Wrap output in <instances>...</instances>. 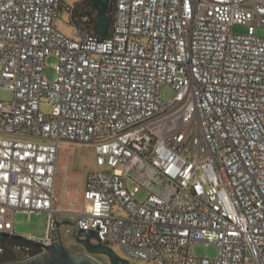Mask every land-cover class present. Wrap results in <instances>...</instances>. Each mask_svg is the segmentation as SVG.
I'll return each mask as SVG.
<instances>
[{
  "label": "built area",
  "instance_id": "built-area-1",
  "mask_svg": "<svg viewBox=\"0 0 264 264\" xmlns=\"http://www.w3.org/2000/svg\"><path fill=\"white\" fill-rule=\"evenodd\" d=\"M113 1L101 37L87 12L60 30L62 0H0V87L13 91L0 100V233L45 212L29 238L55 241L60 144H92L83 206L65 202L75 232L136 264H264V0Z\"/></svg>",
  "mask_w": 264,
  "mask_h": 264
},
{
  "label": "rangeland",
  "instance_id": "rangeland-1",
  "mask_svg": "<svg viewBox=\"0 0 264 264\" xmlns=\"http://www.w3.org/2000/svg\"><path fill=\"white\" fill-rule=\"evenodd\" d=\"M63 1V9L59 12L57 17V26L64 33L71 35L75 31V26L85 25V18L81 17V12L83 11L81 8L82 0H62ZM74 4L72 8H67L69 5ZM113 6V5H112ZM235 31H243L244 28L240 26H235L233 28ZM256 34L264 35V28L257 27L255 29ZM57 63V57L53 54L47 55L44 61V76L48 80H52L56 73L54 66ZM160 97L164 101H168L172 97V88L169 85H163L160 89ZM13 98V91L6 87H0V100L1 101H10ZM42 110H48V105L43 103L41 104ZM72 147L70 156L74 158L73 169L77 172L88 171L93 169L96 166L95 162V154L93 153L92 148L88 144H80V143H68ZM129 183V182H128ZM146 195V192H140L137 194V198L142 200ZM46 225H47V214L45 212L39 213H23L17 212L14 218V226L13 232L16 234L23 235L25 237L32 236L34 238H42L46 233ZM67 230L62 231V235L65 236L66 239L72 240L73 233L70 231L71 225H64ZM93 243L98 242L96 237L92 239ZM3 241V240H2ZM4 244V241H3ZM0 243V262H10L21 260L19 256H24L25 258L28 256L26 253H22L19 250L12 253H7L4 249V245ZM193 253L196 256H208L214 257L217 254V249L215 245L211 242H203L196 241L193 243ZM120 256L121 254L117 250L114 249ZM93 254V255H92ZM91 255L97 258L102 263L110 264L108 256L100 253H91ZM17 258V259H15ZM129 264H136V260L133 258H127Z\"/></svg>",
  "mask_w": 264,
  "mask_h": 264
},
{
  "label": "water",
  "instance_id": "water-1",
  "mask_svg": "<svg viewBox=\"0 0 264 264\" xmlns=\"http://www.w3.org/2000/svg\"><path fill=\"white\" fill-rule=\"evenodd\" d=\"M92 7L96 10L94 19V31L99 36L107 35L110 24V17L107 15L109 0H91ZM76 237L83 236L80 240L84 245L86 252H75L67 249L61 239L46 245L39 241L32 240L16 233H0L1 238H13L26 241L41 248V251L23 258L21 260L10 261L0 264H103L91 253H103L109 258L110 264H129L126 258L121 257L113 248L102 243H93L91 237H97V233L92 229H78Z\"/></svg>",
  "mask_w": 264,
  "mask_h": 264
},
{
  "label": "crops",
  "instance_id": "crops-1",
  "mask_svg": "<svg viewBox=\"0 0 264 264\" xmlns=\"http://www.w3.org/2000/svg\"><path fill=\"white\" fill-rule=\"evenodd\" d=\"M68 143L73 142H62L60 144L59 153H58V173L56 175V183H55V196H56V206L58 207L59 211L55 215V220L52 228V234L56 238L57 237V230L60 234L64 230L69 231L65 228L64 225L67 223L64 222L65 219H68L64 209H66V201L75 200L77 201V207L82 208L83 206V198L81 196V191L83 189V183L85 175L92 170H98L100 169L99 166L93 167V169H90L88 171H82L77 172L74 171L73 165H74V158L73 156H70L71 149L70 145H67ZM95 154L94 147L92 144H88ZM64 172H67L69 174V180H64ZM64 185L67 186V191L64 193L63 188ZM70 231L74 234V227L72 226ZM14 233V232H13ZM0 243L3 244V241L0 240Z\"/></svg>",
  "mask_w": 264,
  "mask_h": 264
},
{
  "label": "flooded vegetation",
  "instance_id": "flooded-vegetation-1",
  "mask_svg": "<svg viewBox=\"0 0 264 264\" xmlns=\"http://www.w3.org/2000/svg\"><path fill=\"white\" fill-rule=\"evenodd\" d=\"M85 13L86 12L82 11L80 13L81 17H85ZM64 222H66L67 224H70L71 226H73V221L72 220L65 219ZM82 238H83V236L76 237V234L74 233L73 236H72V240L70 241V240L66 239L65 236L60 234L59 231L57 230V237L55 238V241L61 239L63 245L67 249H69L71 251L86 252L85 245L80 241ZM92 238L93 237L90 238L91 242H92V240H91ZM1 239H3V241H4L3 245H4V249H5V251L7 253L16 252L17 250H19L20 252L26 253V255H30L31 256V255H34V254H36V253L41 251L40 247L35 246V245H33L31 243H28L26 241L13 239V238H1ZM55 241H53V242H55ZM96 243H98V242H96ZM100 254H103V253H100ZM104 255H106V254H104ZM103 264H106V263H103Z\"/></svg>",
  "mask_w": 264,
  "mask_h": 264
},
{
  "label": "trees",
  "instance_id": "trees-1",
  "mask_svg": "<svg viewBox=\"0 0 264 264\" xmlns=\"http://www.w3.org/2000/svg\"><path fill=\"white\" fill-rule=\"evenodd\" d=\"M80 4H81V8H83L82 10L84 12L89 13V15H90L89 16V20L91 21L90 23H92V25H90V27L92 29H94V19L96 17V12H95V9L91 5V0H82ZM113 10H114V1L113 0H110L109 8H108V11H107V15L110 17L111 21H112V16H113ZM84 20H85V22H87L86 19H84ZM0 240H3V239H0ZM28 256H30V255H28ZM19 257H20L19 259L25 258L24 256L23 257L22 256H19ZM15 259H17V258H15Z\"/></svg>",
  "mask_w": 264,
  "mask_h": 264
}]
</instances>
